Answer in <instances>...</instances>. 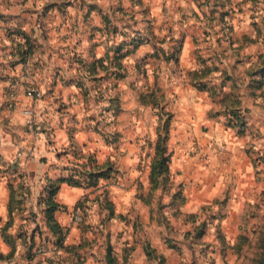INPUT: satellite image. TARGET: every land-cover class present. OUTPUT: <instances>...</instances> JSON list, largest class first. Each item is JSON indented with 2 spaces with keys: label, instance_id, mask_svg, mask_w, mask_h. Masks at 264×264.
I'll use <instances>...</instances> for the list:
<instances>
[{
  "label": "rangeland",
  "instance_id": "rangeland-1",
  "mask_svg": "<svg viewBox=\"0 0 264 264\" xmlns=\"http://www.w3.org/2000/svg\"><path fill=\"white\" fill-rule=\"evenodd\" d=\"M231 19H264V0H0V192L5 185L15 195V212L4 226L11 248L0 251V264H30L43 251L37 242L30 246V235L37 233L35 241L54 235L40 225L47 219L34 199L51 191L57 177L73 176L101 193L79 204L108 210L93 220L71 217L92 234L85 255L88 245L98 250L106 243L103 230L120 241L129 228L140 239L149 236L173 248L168 257L151 250L156 264H264V117L258 112L250 125L242 119L244 129H235L250 162L241 199L232 200V184L206 199L214 182L209 153L197 144L183 153L169 146L174 110L167 90L183 77L172 58L178 42L150 37L195 30L196 22L206 33L223 31ZM167 41L173 45L164 57L138 53ZM202 57L213 70L211 59ZM71 89L77 103L63 94ZM223 114L230 126L233 117ZM59 127L65 138L58 143ZM115 145L122 150L116 153ZM165 157L169 169L156 174L153 184L152 165ZM112 192L122 198L114 203ZM81 250L73 249L76 257Z\"/></svg>",
  "mask_w": 264,
  "mask_h": 264
},
{
  "label": "crops",
  "instance_id": "crops-1",
  "mask_svg": "<svg viewBox=\"0 0 264 264\" xmlns=\"http://www.w3.org/2000/svg\"><path fill=\"white\" fill-rule=\"evenodd\" d=\"M88 20L92 22L90 19ZM200 20L198 19V21ZM21 22V26L27 29L29 26L27 20L23 19ZM191 22H195V20ZM224 23L220 22L219 27L221 24L225 27L226 24L229 25L231 31L229 28L222 31L216 27L215 31L206 33L201 29L202 23L196 22L195 30L188 26V31H177L176 33L175 31H166L165 33L155 31L150 37L159 41L171 38L180 45L177 66L182 70L183 77L181 82L171 84L167 90L169 100L171 96L169 107L173 106L174 110V126L169 146L173 147L176 153H183L186 152L187 147L193 144L200 145L203 151L208 152L211 157L212 163L207 168L213 171L214 179L213 186L210 187L212 193L207 195L210 188L206 189L208 191L205 193V198L218 196L228 188L229 184H232L231 195L232 200H235L236 198L241 199L240 190L244 192L243 186L247 185L250 179V162L243 152V135L238 134L234 128L227 125V117L223 112L226 111V115L231 111L239 115L242 114L248 125L255 121L257 118L255 114L258 112L264 117V75L260 73L264 68V19H244L242 22L238 19H231L228 23ZM202 40L206 41L203 45L198 43ZM168 42L160 43L156 48L152 46L147 51L140 49L138 53L141 55H145V52L150 55L157 53L160 57H164L165 53L163 52H167L173 45V42L171 45H167ZM204 55L211 59L209 64L213 66V70L208 69L211 67H206L204 64L202 57ZM131 59V64L128 63L129 60L127 61L129 66L133 64V58ZM162 61L164 62L163 58ZM204 74L208 75L203 77ZM258 81H260L259 85H257ZM199 82L203 83V85L201 84L203 88L198 86ZM57 87L63 89L59 82H57ZM206 88L209 89V92L205 91ZM258 88L261 90L259 91ZM74 90L76 89L74 88ZM74 90H68V93H65L64 90L63 94L71 102L77 103ZM213 92L216 95L214 101L209 98ZM229 100L235 103V107L227 108ZM216 112L220 113L216 114ZM263 122L261 123L263 124ZM119 123L121 122L119 121ZM119 131H123L122 125ZM56 133L59 143L63 136L65 138V133L61 128ZM175 137L179 139V143H174ZM121 148V146L115 145V152L122 150ZM180 162L183 167H187L186 164H182V157ZM177 164L180 165L178 160L174 162L173 169L177 168ZM241 167L248 168V173L243 174ZM93 192L84 186H73L66 182L61 184L56 200L61 205V210L57 212V219L66 230L64 247L56 248L55 237L36 238L35 242L42 245L43 251L34 258L31 264H109L107 247L111 248L110 260H113L112 264H156L153 257L155 253L168 257L173 252V248L164 242L156 243V240L150 239L149 236L148 240L140 239L134 234V230L128 228L127 231L119 235L123 236L120 241L116 240L115 236L110 239L107 231L103 230L106 233V243H99L96 247L98 250L91 249V246L88 245L89 253L85 255L84 248L87 245V240L90 239L88 235L92 234L87 231L88 227L74 221L71 217L77 213V215L83 214L93 220L108 212L107 209L93 208L89 205H84L82 208L78 205L80 200L101 196V193ZM118 194L110 193V200L117 202L118 198H122V195ZM34 200H36L35 208L42 214L44 207L38 204V198L35 197ZM9 202L10 193L4 185L0 192V251L4 253L10 250L12 243L10 240L5 241L2 237V229L9 216ZM115 210L116 213H120L119 209ZM17 216H20L18 211ZM40 225L46 229L44 222ZM112 233L114 232L111 229V235ZM90 241L94 240L90 239ZM20 244L21 239H17L16 245ZM74 247L82 249L81 252H83L80 256L76 257L77 253L71 250ZM146 247L151 248L153 256L147 254ZM3 264L9 263L3 261Z\"/></svg>",
  "mask_w": 264,
  "mask_h": 264
},
{
  "label": "trees",
  "instance_id": "trees-1",
  "mask_svg": "<svg viewBox=\"0 0 264 264\" xmlns=\"http://www.w3.org/2000/svg\"><path fill=\"white\" fill-rule=\"evenodd\" d=\"M179 49H180V45L178 43V45L176 46V49H174V53H172V58L174 57V58H177L176 60H178L177 54L179 53ZM260 73L264 75V68L260 71ZM201 88H203V87L201 86ZM228 115L233 117V119H230L231 124H229L231 128L237 129V127L241 126L239 128L244 129V127H242V125H241V122H242V119H245V116H243L242 114L239 115L236 112L228 113ZM167 164H168V159L166 157L162 160H157V161H155V163H153L151 174H150L151 175V182L153 181V184H154L153 178L156 174H160L161 172L167 171L169 169ZM73 177L72 178L57 177L56 179H54L52 181L51 185L49 186V187H51V191H48L45 195H41L38 198V204H40L44 207L43 213L47 219L45 221V222H47V223H45V225H46V227L49 228L50 232L53 233V235L57 241L55 243L57 249H58V246H59V248L64 247L63 242L65 240L66 230H65V228H63L61 226V224L59 223V221L57 219V212L61 210V205H60V203L57 202L56 196H57V193H58L59 188H60L62 183L66 182V183L73 185V186L74 185L75 186H83V182H81L78 179H74L75 177L74 178ZM91 177H94V175L91 174ZM95 183H92V184H95ZM154 188H155V185H153L152 189H154ZM86 199H88V198H86ZM14 201H15V195L11 193L10 194V202H9V216H11V217H12L13 213L15 212L14 205H13ZM79 205H80V207L84 208V203L83 204L80 203ZM4 231H5V227H3V229H2V233H3V237L7 241L8 240L7 234H4L5 233ZM41 233H42V231L39 232V234H41ZM36 234L37 233L34 231L30 235V237L28 238L31 242L30 246L36 245V242H35ZM74 248H76V247H74ZM73 249H71V250L73 251ZM110 250H111V248L107 247L108 256H109L108 262H109V264H112L113 260H110V255H111ZM146 251H147V254L149 256H151L150 255V253H151L150 247H146ZM35 257H36V255H35ZM32 258H33V255H32Z\"/></svg>",
  "mask_w": 264,
  "mask_h": 264
},
{
  "label": "built area",
  "instance_id": "built-area-1",
  "mask_svg": "<svg viewBox=\"0 0 264 264\" xmlns=\"http://www.w3.org/2000/svg\"><path fill=\"white\" fill-rule=\"evenodd\" d=\"M33 92H35L34 89L32 90V93H33ZM36 94H37L38 96L40 95L39 92H37ZM26 114H28V115H32L33 112H32L31 110L27 109V110H26ZM35 133H36V135H37L38 137H41V133H40V131H36Z\"/></svg>",
  "mask_w": 264,
  "mask_h": 264
}]
</instances>
